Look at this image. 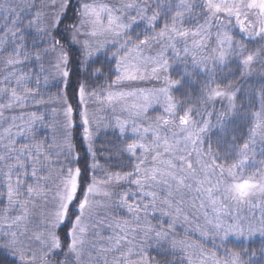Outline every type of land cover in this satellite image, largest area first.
<instances>
[{
    "label": "snow or ice",
    "instance_id": "1",
    "mask_svg": "<svg viewBox=\"0 0 264 264\" xmlns=\"http://www.w3.org/2000/svg\"><path fill=\"white\" fill-rule=\"evenodd\" d=\"M256 237L264 0H0V264H255Z\"/></svg>",
    "mask_w": 264,
    "mask_h": 264
},
{
    "label": "trees",
    "instance_id": "2",
    "mask_svg": "<svg viewBox=\"0 0 264 264\" xmlns=\"http://www.w3.org/2000/svg\"><path fill=\"white\" fill-rule=\"evenodd\" d=\"M237 245H239L240 242H235ZM246 244H248V246L250 248H252L253 250H259L261 247H264V240H261V238L256 237L255 239H253L252 241H246L244 242ZM5 259H11L10 257H3ZM255 264H264V257L260 256L259 254H257V256L255 257Z\"/></svg>",
    "mask_w": 264,
    "mask_h": 264
}]
</instances>
